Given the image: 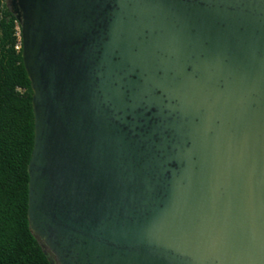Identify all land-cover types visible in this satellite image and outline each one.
I'll return each instance as SVG.
<instances>
[{"label": "water", "instance_id": "obj_1", "mask_svg": "<svg viewBox=\"0 0 264 264\" xmlns=\"http://www.w3.org/2000/svg\"><path fill=\"white\" fill-rule=\"evenodd\" d=\"M117 1L13 12L32 235L50 264H264V0Z\"/></svg>", "mask_w": 264, "mask_h": 264}, {"label": "trees", "instance_id": "obj_2", "mask_svg": "<svg viewBox=\"0 0 264 264\" xmlns=\"http://www.w3.org/2000/svg\"><path fill=\"white\" fill-rule=\"evenodd\" d=\"M14 18L7 0H0V264H50L26 218L33 118L20 48L13 47Z\"/></svg>", "mask_w": 264, "mask_h": 264}, {"label": "flooded vegetation", "instance_id": "obj_3", "mask_svg": "<svg viewBox=\"0 0 264 264\" xmlns=\"http://www.w3.org/2000/svg\"><path fill=\"white\" fill-rule=\"evenodd\" d=\"M7 1H8V4H9L11 10L14 13L19 12V0H7ZM101 2H102V6H103L101 12H103V14H104V16H103V22H104V27L106 28L112 22V20H113V18L115 16L114 13L116 11L120 10V8L118 6V1L117 0H101ZM114 52L116 53V51H114ZM118 59H119V57H114L112 60L113 61H116ZM187 70H188V68H187ZM137 111L140 112L141 109H137ZM156 112H157V109L156 108H150L148 111L144 112L143 115H142L143 117L136 119V122L137 123H140V126L139 127L136 126L135 129H138L139 131H144V130H146L149 127V124L152 121L154 123H156L157 121H159L160 119L153 115ZM144 117H148L147 126L146 127H145V124H143Z\"/></svg>", "mask_w": 264, "mask_h": 264}, {"label": "built area", "instance_id": "obj_4", "mask_svg": "<svg viewBox=\"0 0 264 264\" xmlns=\"http://www.w3.org/2000/svg\"><path fill=\"white\" fill-rule=\"evenodd\" d=\"M12 31H13V36L15 38V43H14V49H19L21 48V34H20V22L17 18L13 19L12 22Z\"/></svg>", "mask_w": 264, "mask_h": 264}]
</instances>
